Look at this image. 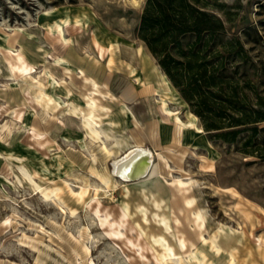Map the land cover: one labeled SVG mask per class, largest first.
<instances>
[{
	"label": "rangeland",
	"instance_id": "rangeland-1",
	"mask_svg": "<svg viewBox=\"0 0 264 264\" xmlns=\"http://www.w3.org/2000/svg\"><path fill=\"white\" fill-rule=\"evenodd\" d=\"M146 1L0 0V264H264V130L227 126L264 109V0H209L228 43L210 60L246 94L221 129L137 36ZM121 46H141L146 68ZM167 79L168 106L194 124L164 118ZM137 144L149 169L123 177L115 161Z\"/></svg>",
	"mask_w": 264,
	"mask_h": 264
},
{
	"label": "trees",
	"instance_id": "trees-1",
	"mask_svg": "<svg viewBox=\"0 0 264 264\" xmlns=\"http://www.w3.org/2000/svg\"><path fill=\"white\" fill-rule=\"evenodd\" d=\"M209 0H147L137 28V36L157 58L173 85L191 109L201 117L208 129H221V109L237 110L232 104L236 96L245 99L246 94L229 67L220 56L228 43L221 41L225 35V22L221 15L209 9ZM259 107L252 111L242 109L234 116L233 124H253L254 130L264 121L262 98ZM223 134V133H221Z\"/></svg>",
	"mask_w": 264,
	"mask_h": 264
},
{
	"label": "bare ground",
	"instance_id": "bare-ground-1",
	"mask_svg": "<svg viewBox=\"0 0 264 264\" xmlns=\"http://www.w3.org/2000/svg\"><path fill=\"white\" fill-rule=\"evenodd\" d=\"M135 3H139V0H132ZM79 21L76 20V22ZM60 23H57L56 26H58ZM96 35V34H95ZM93 42V41H92ZM112 44H109V50H110V54L107 58V60H110V57L113 55V50L111 49ZM101 46H99L100 48ZM103 48V47H102ZM101 49V48H100ZM97 50V49H96ZM103 50V49H102ZM102 50H99V52H102ZM98 52V53H99ZM120 53L124 56V58H126L127 62L129 65H131V72H136L139 69L144 70L146 68V59L144 57V52H143V48L141 46H138L136 48H132V47H120ZM102 54V53H101ZM23 57V56H22ZM100 58V57H99ZM20 61V60H19ZM9 62V61H8ZM10 63V62H9ZM12 63V62H11ZM23 63V61H22ZM24 64V63H23ZM30 65V64H29ZM12 67V66H11ZM24 67V66H23ZM12 69V68H11ZM163 77V76H162ZM134 79V78H133ZM168 81V79H167ZM169 83V81H168ZM102 85V84H101ZM108 89V88H107ZM42 89H40L41 91ZM159 94L161 95V99H160V103H159V109L161 112H163V116L166 119L169 118H174L175 121L178 123L179 129H182L185 125L188 124H194V119L196 118V115L191 113L192 117L189 121L185 122L183 121L180 116L178 115V111H174L172 110L169 106H168V101L166 96L168 95V93L170 92V90H172V86L169 83L167 87L164 88H159L157 89ZM39 92V91H38ZM38 95V93H37ZM40 95V93H39ZM36 96V95H35ZM39 97V96H38ZM153 97V96H152ZM51 98V96H50ZM96 99V98H95ZM94 100V97L92 98V101ZM96 101V100H95ZM154 101V100H153ZM89 103V102H88ZM97 105V103H94ZM93 107V106H92ZM96 111V110H95ZM92 114L93 111H89L88 115L84 117L83 119V124L87 125L90 127L91 129V137L92 139L95 137H98L101 134V129L98 128L95 124L94 119L92 118ZM36 130V129H34ZM41 132V131H40ZM41 134V133H40ZM38 135V134H37ZM90 137V138H91ZM48 140V139H47ZM120 154V153H119ZM122 157V156H121ZM149 158V161L151 160V154L147 149H144L141 144H137L135 147H132L129 149V151L124 154V157H122L119 160L115 161V171L123 176V177H128L132 172H147V170L149 169L150 166V162L147 164L144 160V158ZM48 190V189H46ZM54 191L59 194V192L61 191L60 189H54ZM228 191V190H227ZM87 192V189L85 187L81 188V190L79 192H77L78 194V199H82L84 198L85 194ZM159 197V196H158ZM77 199V198H76ZM159 200V199H158ZM162 200V198H161ZM233 206V205H232ZM166 219V218H165ZM166 249V248H165ZM168 251V249H167ZM170 253L168 252L167 255H169ZM166 255V257H167ZM160 257V256H159ZM158 257V258H159ZM165 258V257H164ZM162 258V259H164ZM166 259V258H165ZM176 259V258H175ZM181 259V257H180ZM179 259V260H180ZM168 260V259H167ZM160 261V260H159ZM167 262V261H166ZM179 263H182L181 260L179 261ZM187 263V262H186ZM185 263V264H186ZM204 264V262H203Z\"/></svg>",
	"mask_w": 264,
	"mask_h": 264
},
{
	"label": "water",
	"instance_id": "water-1",
	"mask_svg": "<svg viewBox=\"0 0 264 264\" xmlns=\"http://www.w3.org/2000/svg\"><path fill=\"white\" fill-rule=\"evenodd\" d=\"M144 160H145V162L148 164L150 161H149V158H144ZM146 172H144V169H143V172H132L127 178H131V179H135V178H138V177H140V176H142V175H144Z\"/></svg>",
	"mask_w": 264,
	"mask_h": 264
}]
</instances>
